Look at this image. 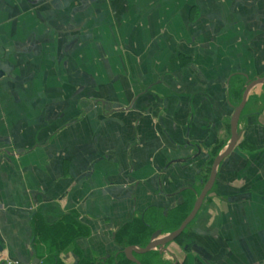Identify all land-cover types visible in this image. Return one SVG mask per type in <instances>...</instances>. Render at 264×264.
<instances>
[{
	"label": "crops",
	"instance_id": "1",
	"mask_svg": "<svg viewBox=\"0 0 264 264\" xmlns=\"http://www.w3.org/2000/svg\"><path fill=\"white\" fill-rule=\"evenodd\" d=\"M258 79L264 0H0V262L107 264L194 204ZM234 130L163 263L264 264V82Z\"/></svg>",
	"mask_w": 264,
	"mask_h": 264
},
{
	"label": "trees",
	"instance_id": "2",
	"mask_svg": "<svg viewBox=\"0 0 264 264\" xmlns=\"http://www.w3.org/2000/svg\"><path fill=\"white\" fill-rule=\"evenodd\" d=\"M194 199L191 200L190 203H186L185 205L176 207L169 211L165 216H161L158 214L151 215L150 220L148 221L146 216L143 219H137L131 222L128 225L122 227L117 235H116V243L120 247V251L125 249V247L129 246H139L140 248L146 247L149 243L150 236L155 230H160L163 234L167 232H171L176 230L181 222L187 217L189 214ZM73 220V218H72ZM39 223L37 218L35 220L34 228L35 235H40L39 233ZM51 229H56V227H51ZM184 233L178 238L180 240ZM69 243V241L65 242V245ZM57 243L53 242L51 244V250H54ZM63 249V247L59 248ZM58 249V250H59ZM161 255L156 251H149L145 254L135 255V260L140 264H166L160 261ZM58 260V259H57ZM56 264H60L57 261ZM79 264H92L89 261H81ZM107 264H135L133 261L127 259L124 254L119 252V254L111 258Z\"/></svg>",
	"mask_w": 264,
	"mask_h": 264
},
{
	"label": "water",
	"instance_id": "3",
	"mask_svg": "<svg viewBox=\"0 0 264 264\" xmlns=\"http://www.w3.org/2000/svg\"><path fill=\"white\" fill-rule=\"evenodd\" d=\"M259 82H264V79H258L255 81H252L250 83H248L244 89V92L242 94V98H241V102L239 107L235 110L232 118H231V141H230V145L228 147V149H226L223 153H221L220 155H218L212 163L211 166V170H210V176L209 179L207 181L206 186L203 188V190L199 193V195L197 196L193 207L190 211V213L187 215V217L181 222V224L179 225V227L172 233H170L169 235L165 236L163 239L157 240L158 236L160 235V231H157L156 233H154L151 238L149 243L146 245V247H144L143 249H136L134 246H129L126 247L125 249H123V254L125 255V257L131 261H133L135 264H140L138 261H136L133 257L132 254H145L147 252H149L152 249L155 248H161V247H165L167 244L175 241L179 236H181V234L183 233V231L186 229V227L190 224V222L194 219V217L196 216L201 203L203 202V200L205 199V197L208 195V191L212 188L213 184H214V180H215V170H216V166L221 162V160H223L233 149V147L235 146L236 143V136H235V124L238 120V118L240 117V113L245 105V99H246V95L247 92L250 90V88L259 83ZM2 252V246L0 245V253ZM39 260L37 258H34V260L32 261L31 264H38ZM0 264H4V262H0Z\"/></svg>",
	"mask_w": 264,
	"mask_h": 264
},
{
	"label": "rangeland",
	"instance_id": "4",
	"mask_svg": "<svg viewBox=\"0 0 264 264\" xmlns=\"http://www.w3.org/2000/svg\"><path fill=\"white\" fill-rule=\"evenodd\" d=\"M241 95H242V93H240V92H239V93H236V101H237V103L239 102V100H240V98H241ZM189 225H190V224H189ZM189 225H188V226H189ZM188 226H187L186 229L183 231V233H185V231L187 230ZM183 233H182V234H183ZM182 234H181V235H182ZM179 237H180V236H179ZM179 237H178V238H179ZM178 238H177V239H178ZM182 242H184V243H186V244L189 243L186 239H183V238H182Z\"/></svg>",
	"mask_w": 264,
	"mask_h": 264
}]
</instances>
